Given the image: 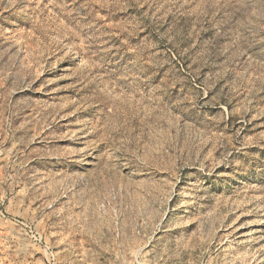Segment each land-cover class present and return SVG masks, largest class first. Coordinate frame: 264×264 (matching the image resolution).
<instances>
[{"label": "rangeland", "instance_id": "rangeland-1", "mask_svg": "<svg viewBox=\"0 0 264 264\" xmlns=\"http://www.w3.org/2000/svg\"><path fill=\"white\" fill-rule=\"evenodd\" d=\"M0 264H264V0H0Z\"/></svg>", "mask_w": 264, "mask_h": 264}]
</instances>
